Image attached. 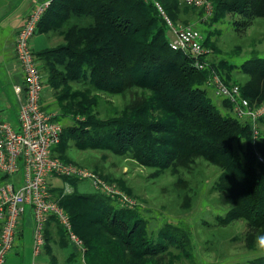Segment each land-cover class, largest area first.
<instances>
[{"label": "trees", "instance_id": "1", "mask_svg": "<svg viewBox=\"0 0 264 264\" xmlns=\"http://www.w3.org/2000/svg\"><path fill=\"white\" fill-rule=\"evenodd\" d=\"M155 1L175 23L179 22L180 6L204 15L203 9L182 5L179 0ZM210 1L214 12L208 22L217 21L220 12L237 14L241 19L235 24L242 32L255 19H264V0ZM38 31L64 38L62 44L36 56L48 84L56 92L62 91L63 99L69 98L71 84L87 88L77 95L83 113L90 115L87 110L97 105L88 93L143 92L142 98L122 113L103 120L91 118L89 130H66L57 119L63 133L53 156L83 166L67 157L66 144L73 138L82 150H108L157 170L201 158L221 170L215 187L228 196L232 206L221 223L243 220L252 236L264 230V167L256 154L260 150L264 157V137H254L251 123L225 115L212 101L204 88L210 70H197L189 56L170 48L169 28L154 0H52ZM232 68L224 61L211 64V70L227 85H239L231 81ZM242 72L248 76V81L239 85L242 96L252 104L264 100V60L244 63ZM224 107L233 112L228 100ZM260 122L264 123V117ZM243 139L247 154L240 156L237 149ZM93 170L114 182L97 167ZM63 180L74 188L73 193L61 197L63 188L52 185L60 206L70 215L73 231L84 242L81 264H161L170 246L181 248L190 243L184 232L179 239L170 235L171 229L148 236L147 222L138 209L122 208L95 191L80 192L77 179ZM122 184L118 183L120 189L127 191ZM52 223L61 239L70 243L66 230L54 218L48 225ZM47 231L45 248L51 255L50 264H56L51 254L53 233ZM251 264H264V258Z\"/></svg>", "mask_w": 264, "mask_h": 264}, {"label": "rangeland", "instance_id": "2", "mask_svg": "<svg viewBox=\"0 0 264 264\" xmlns=\"http://www.w3.org/2000/svg\"><path fill=\"white\" fill-rule=\"evenodd\" d=\"M210 18L211 16L206 18L205 12L199 16L196 11L180 6L177 15L179 22L176 23L193 25L202 33L210 51L206 57L209 64L207 71L210 72L204 88L225 115L235 116L232 110L231 113L224 107L225 100L216 96L213 87L209 85L213 71L211 64L224 61L233 65L234 79L231 81L239 85L247 82L248 76L242 74L244 63L264 60V19H255L251 27L240 32L235 24L241 19L240 15L220 12L217 21L208 22ZM169 36L170 34L168 38ZM68 88L69 98L63 99L62 91L54 90L55 99L52 102L49 100L47 106L55 111L56 118L66 130L73 127L89 130L91 118L103 120L118 115L143 96V92L137 89L114 96L104 92L88 93L90 100H97V105L87 110L88 115L82 112L77 97L85 93L87 88L81 84H71ZM254 103L261 106L264 105V100L259 99ZM260 120L255 125L251 124L254 137H264V123ZM237 152L240 156L247 154L246 139L241 141ZM260 152L259 150L257 153ZM66 154L71 161L92 171L97 167L107 177L111 176L114 181L111 184L119 187L118 183L121 181L127 191L120 190L135 201L132 209H138L147 222L148 236L157 235L163 229H171L170 235L178 239L183 232L188 236L190 243H185L181 248L178 245L170 246L163 255L161 264H251L264 258V230L252 236L247 233L248 228L243 220L221 223L232 206L228 196L215 187L221 173L217 166L197 158L190 164L157 170L143 167L131 158L118 156L108 150H82L75 145L73 138L66 144ZM51 183L54 187L65 186V181L61 178L52 179ZM79 191L91 193L94 190L84 181L80 182ZM122 208L129 209L124 206ZM164 226L167 228H163ZM52 238L54 242L51 244V254L56 264L84 263V256L79 255L84 251L71 241L69 243L62 240L57 227Z\"/></svg>", "mask_w": 264, "mask_h": 264}, {"label": "built area", "instance_id": "3", "mask_svg": "<svg viewBox=\"0 0 264 264\" xmlns=\"http://www.w3.org/2000/svg\"><path fill=\"white\" fill-rule=\"evenodd\" d=\"M179 1L186 6L203 9L206 18L213 15L210 0ZM154 3L169 28L170 48L189 56L197 70H207L209 64L206 57L210 51L203 45L200 30L193 25L173 22L161 3L155 0ZM50 4L46 2L34 8L16 37L15 53L25 76V94L22 87H15L22 98L18 128L4 121L0 113V175L7 178L0 183V264H6L14 248L19 223L27 208L31 209L34 221L33 250L36 257L46 247V228L53 218L66 230L69 240L84 251V242L73 231L70 215L60 206L54 194L52 179L86 181L95 192L106 195L121 207H135L131 197L99 174L53 156V149L61 142L63 126L54 112L42 107L43 75L31 46ZM209 85L216 96L232 104L235 117L240 121L255 125L264 117V105L252 104L242 96L239 85H227L214 70L211 71ZM257 159L264 167V157L260 153H257ZM73 192L74 188L66 182L61 197ZM33 264L40 263L36 261Z\"/></svg>", "mask_w": 264, "mask_h": 264}, {"label": "crops", "instance_id": "4", "mask_svg": "<svg viewBox=\"0 0 264 264\" xmlns=\"http://www.w3.org/2000/svg\"><path fill=\"white\" fill-rule=\"evenodd\" d=\"M52 0H0V113L4 121L18 128V115L22 98L16 93L15 87L20 86L25 94V76L18 63L15 53V41L20 28L31 11L39 5ZM64 42V38L55 33L36 32L31 41L35 54L56 47ZM43 75L44 91L42 95V107L48 111V101L55 99L54 89L48 84L47 75L42 68V62L38 60ZM51 102L49 104H51ZM1 176V175H0ZM0 180L7 178L1 176ZM1 183V182H0ZM94 192V191H93ZM48 234L55 233V224L47 225ZM34 221L30 208H27L22 216L14 248L7 257L6 264H40L50 263V252L44 249L41 255L35 256L33 250ZM53 252V248L51 253Z\"/></svg>", "mask_w": 264, "mask_h": 264}]
</instances>
